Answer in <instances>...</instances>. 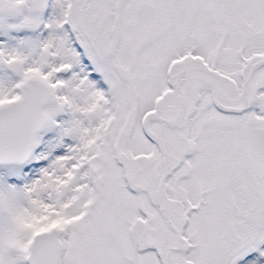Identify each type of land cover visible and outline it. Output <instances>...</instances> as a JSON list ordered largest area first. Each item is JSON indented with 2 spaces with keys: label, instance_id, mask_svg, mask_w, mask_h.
Here are the masks:
<instances>
[{
  "label": "snow or ice",
  "instance_id": "obj_1",
  "mask_svg": "<svg viewBox=\"0 0 264 264\" xmlns=\"http://www.w3.org/2000/svg\"><path fill=\"white\" fill-rule=\"evenodd\" d=\"M0 264H264V0H0Z\"/></svg>",
  "mask_w": 264,
  "mask_h": 264
}]
</instances>
